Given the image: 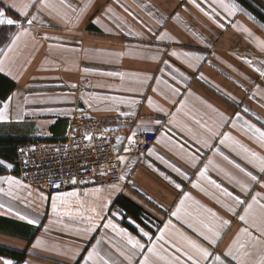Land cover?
Segmentation results:
<instances>
[{"label": "crops", "instance_id": "1", "mask_svg": "<svg viewBox=\"0 0 264 264\" xmlns=\"http://www.w3.org/2000/svg\"><path fill=\"white\" fill-rule=\"evenodd\" d=\"M255 1L264 8V0ZM47 2L49 7H42L41 0H0L5 14L19 21L17 25H0V59L4 53L8 56L0 85L9 88L0 96V107L5 102L9 105L6 119L0 121V141L9 140L14 147L28 141L60 142L76 127L115 133L118 153L124 157L123 179L63 192H75L84 201L81 207L77 197L68 198L73 213L79 210L94 215L91 208L99 213L95 220L99 226L85 242L75 233V228L83 227L82 218L63 215L67 206L53 200L61 193L49 195L28 187L15 174L14 156L0 154V248L23 254L21 260L0 255V264L3 260L12 264H84L86 250L96 241H100L102 253L117 264H127L113 247L122 242L121 237L103 227L109 219L146 244L147 238L141 237L136 225L155 239L158 230L171 220L174 227H169L166 239L176 241L179 230L210 247L185 222L204 230L199 223L207 219L203 207L231 222L221 229L218 246L210 247V251H225L245 226L239 220L243 207L198 173L211 160L207 176L212 180L244 199L235 180L225 175L228 173L247 183L252 195L259 192L264 197V174L248 162L251 158L240 148L243 145L264 157L258 134L247 127L254 125L264 131V76L256 71H264V49L259 46L264 42V24L235 0H225L236 5L232 15L213 0H196L203 12L190 0ZM13 3L21 7L31 4L27 17L10 8ZM32 16L36 20L29 25ZM24 29L29 34L22 35L9 51ZM173 52L177 55H171ZM108 73H122L123 77ZM237 113L240 119L234 126ZM145 132L156 135L152 155L134 151L136 134ZM225 133L229 139L221 144ZM224 156L256 175L259 183ZM169 165L179 167L188 178ZM8 177L19 184H9ZM184 193L192 199L185 201L178 219L171 213ZM247 200L251 201V195ZM225 205L235 207L237 214ZM77 248L81 251L72 259ZM141 259L143 256L137 255L134 264Z\"/></svg>", "mask_w": 264, "mask_h": 264}, {"label": "snow or ice", "instance_id": "2", "mask_svg": "<svg viewBox=\"0 0 264 264\" xmlns=\"http://www.w3.org/2000/svg\"><path fill=\"white\" fill-rule=\"evenodd\" d=\"M197 8L203 12L204 9L200 7V4L196 3V0H190ZM61 4H65V0H60ZM213 3L218 4L221 8L229 13V15L234 14V10L236 9L235 4L226 3L225 0H213ZM42 7H49L47 0H41ZM31 4H24L22 7L13 3L9 7L12 9H16L18 14L23 17H27V9L31 7ZM66 7H71V5H65ZM75 11V9H73ZM215 11V9H213ZM208 15L207 12H205ZM219 15V13H217ZM36 20V16H32L31 19L27 20L29 25H32ZM19 21L9 18L3 8H0V25H17ZM22 27V25H21ZM222 27V25H221ZM245 32L249 30L247 28L244 29ZM28 30L24 29L23 32L18 33L16 37L12 41V45L9 46V51L12 50V46H14L17 41L20 39L22 35H28ZM47 38V37H46ZM259 46L264 49V42H260ZM2 51V50H0ZM171 55L176 56L177 53L173 52ZM185 56H189V53H185ZM8 59L7 53H4V58L0 59V72L5 71V60ZM195 59L200 60L202 57H195ZM249 65H251V61H246ZM167 63V61H165ZM87 71V69H85ZM256 71L260 72L261 76H264V71H260L256 69ZM108 75H120L123 77L122 73H108ZM181 75H183L181 73ZM175 78V77H174ZM201 78L203 75L201 74ZM155 91V89H153ZM173 92H178V89L173 88ZM11 98L9 97V102ZM152 100L149 99V105H152ZM8 102L3 104V107H0V121L6 119V111L8 109ZM162 110V109H161ZM245 112L248 109H244ZM221 115H223L221 113ZM240 119V114L237 113L235 119L232 121L235 126V120ZM173 120L175 118L173 117ZM199 123V121H197ZM157 124L160 123L159 120L156 121ZM247 124V122H245ZM248 130L258 134V139L262 145H264V131L259 128H256L254 125H247ZM209 131H211L209 129ZM135 136V133H133ZM91 139L90 136L87 137ZM129 143H132L133 138L129 137ZM229 139V135L227 133L224 134L223 139H221L220 143L223 144L225 140ZM200 141H197L199 143ZM235 143L239 144L238 141ZM183 150V146H181ZM241 150L248 154V157L251 159L248 160L249 163H253L254 166L259 168V172L264 174V157L257 155V153L252 152L247 147L240 145ZM126 151L128 149H125ZM219 151V149H217ZM149 155L153 154V150H149ZM193 161L197 159L194 155L191 157ZM247 159V157H245ZM120 161L124 160V157H118ZM163 162V157H159ZM224 159L229 163L233 164L235 168H237L240 172L244 173L248 176L251 181L259 183L258 177L253 175L251 172L247 171L240 164L235 161L229 159L228 156H224ZM3 161H0L2 164ZM213 162L209 160L208 165H211ZM208 165H205L203 169H201L198 173L199 177L208 180V182L213 185L216 189H219L221 193L230 197L234 204L239 207H243V214L239 215V220L245 225L238 230V233L235 235L234 239H232L231 243L227 246L226 250L223 252H214L210 251V247H217L218 241L222 238L221 229L230 225V221L226 219H222L215 211L209 209L207 207H203V213L207 214V219H200L199 223L202 226V229H198L193 226L192 223H188V227L191 228L194 232L197 233L198 236L202 237L203 240L210 246L205 247L203 244H200L190 237L186 236L184 233L179 232L177 230L178 239L176 241L169 240L165 238V233L168 231L169 227H174L172 225L171 220L167 224H165L163 229H159V235L153 238V236L146 231L143 227L136 225L139 230L141 237L147 238V244L142 243L141 239H138L136 236L130 234L126 229L118 227L115 223L112 222L111 219L107 221V223L103 224V227L106 229H112L113 232L116 233L117 236L121 237V243L113 245L116 248L117 252L120 256L127 261V264H134L135 258L137 255H142L143 259L139 261V264H264V197L261 196L259 192L255 195H252L250 192V187L247 183L236 180L234 177L230 176V174L225 173L226 176L229 177L230 180H235V183L239 186L241 192L245 194V198L242 199L238 195H234L232 192L228 191L224 188L220 183L215 180H212L207 176ZM173 171H175L181 177L187 179L186 173H184L179 167L175 165H169ZM8 167H12L8 165ZM168 179L167 177H165ZM123 179V177H121ZM9 184L15 182L19 184V181H14L12 177L7 178ZM73 183L76 181L73 180ZM174 183V186L177 189L181 188V185L178 183ZM264 187V184L261 185ZM59 187V186H57ZM113 189L117 188L118 185H112ZM193 187H199L198 184L193 183ZM2 191V189H0ZM96 192H100V189H96ZM87 195V193L85 194ZM251 195V201L247 200V196ZM69 197H77V203L83 207L84 201L79 200L78 194L73 193H61L57 197H54L53 200H60L61 204L66 205V210L63 212V215L75 218V216H80L82 218L81 223L83 227L75 228V233L87 242L89 234L95 232L97 225L95 223L96 218L99 216L96 208H91V212L94 215H84L83 212L77 210L75 213L71 210V204L68 200ZM191 196L188 193H184L183 198L180 200L179 205L176 210L171 213L172 216L180 218L181 211L184 207L186 200H191ZM217 203H221L219 199L216 200ZM2 207V205H0ZM227 210L236 215L235 207L227 206ZM53 211H57V205L53 203ZM59 214V213H58ZM103 219V217H101ZM134 223V222H133ZM67 227V225H65ZM163 242V243H160ZM39 243V242H38ZM100 241H96V244L92 245L90 250L87 251V255L83 257L84 264H117L115 260H112L107 253H102L99 248ZM159 244V247H158ZM171 249V251H170ZM81 249L77 248L72 252V259H75L77 255H79ZM2 264H12V261L3 260ZM78 264V262H77Z\"/></svg>", "mask_w": 264, "mask_h": 264}, {"label": "built area", "instance_id": "3", "mask_svg": "<svg viewBox=\"0 0 264 264\" xmlns=\"http://www.w3.org/2000/svg\"><path fill=\"white\" fill-rule=\"evenodd\" d=\"M155 139L154 133L136 134L134 151L146 154ZM118 146L115 133L76 127L60 142L28 141L17 145L15 174L28 187L49 195L119 183L122 161L118 159Z\"/></svg>", "mask_w": 264, "mask_h": 264}, {"label": "trees", "instance_id": "4", "mask_svg": "<svg viewBox=\"0 0 264 264\" xmlns=\"http://www.w3.org/2000/svg\"><path fill=\"white\" fill-rule=\"evenodd\" d=\"M235 1H237L246 10L251 12L262 24H264V8L260 4H258L255 0H235ZM8 89L9 88L7 87V85L5 83H2V85H0V96H3L8 91ZM16 146L14 147V143L9 140H1L0 154L6 158L9 156L15 157ZM120 204H122V201ZM0 255L11 257L13 259H18V260L23 259V254L10 251L4 248H0Z\"/></svg>", "mask_w": 264, "mask_h": 264}, {"label": "water", "instance_id": "5", "mask_svg": "<svg viewBox=\"0 0 264 264\" xmlns=\"http://www.w3.org/2000/svg\"><path fill=\"white\" fill-rule=\"evenodd\" d=\"M79 109L81 110L83 107L81 106V104H78ZM118 143H119V138H118Z\"/></svg>", "mask_w": 264, "mask_h": 264}]
</instances>
